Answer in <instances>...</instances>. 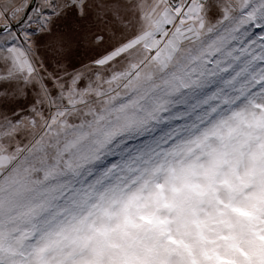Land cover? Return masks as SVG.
<instances>
[{
	"label": "snow or ice",
	"instance_id": "1",
	"mask_svg": "<svg viewBox=\"0 0 264 264\" xmlns=\"http://www.w3.org/2000/svg\"><path fill=\"white\" fill-rule=\"evenodd\" d=\"M0 18V264H264V0Z\"/></svg>",
	"mask_w": 264,
	"mask_h": 264
},
{
	"label": "rangeland",
	"instance_id": "2",
	"mask_svg": "<svg viewBox=\"0 0 264 264\" xmlns=\"http://www.w3.org/2000/svg\"><path fill=\"white\" fill-rule=\"evenodd\" d=\"M33 0H0V5H8V6H20L23 8L26 4H31ZM41 0H36L35 3L39 4ZM215 0H213V3ZM218 9L213 7L212 12L210 13L211 18L214 20L216 16L218 15ZM23 11L16 17V19H19L20 15H23ZM5 23V21L0 18V24ZM20 29H17L19 31ZM112 32L115 33V39L111 40L108 45L105 46V48H108L111 46V44L116 43L120 39H124L131 35L132 29L129 27L127 31L122 30L121 25H116ZM105 48L100 49H91V48H85L82 49L79 53V57L76 61V66L79 69H84L85 65H92V60L97 55H102L105 52ZM2 55V53H0ZM4 71L3 67L0 66V73ZM15 82H4L0 81V88H6V89H12L14 90ZM34 95V93H33ZM20 103H23L25 105L24 111H30L31 105L28 104V97H11L9 96L7 101H5L3 98H0V113H10V109L16 108L17 112L22 111L21 108L18 106Z\"/></svg>",
	"mask_w": 264,
	"mask_h": 264
},
{
	"label": "water",
	"instance_id": "3",
	"mask_svg": "<svg viewBox=\"0 0 264 264\" xmlns=\"http://www.w3.org/2000/svg\"><path fill=\"white\" fill-rule=\"evenodd\" d=\"M35 2H36V0H35ZM33 3V2H32Z\"/></svg>",
	"mask_w": 264,
	"mask_h": 264
}]
</instances>
